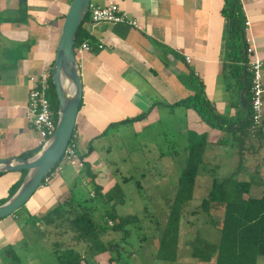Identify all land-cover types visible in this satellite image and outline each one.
<instances>
[{"label":"crops","instance_id":"obj_1","mask_svg":"<svg viewBox=\"0 0 264 264\" xmlns=\"http://www.w3.org/2000/svg\"><path fill=\"white\" fill-rule=\"evenodd\" d=\"M240 2L244 19L249 22V28L244 26L247 47L254 50V58L261 60L264 81V0ZM69 3L70 0H27L23 17L18 0H0V158L19 157L34 149L38 152L43 146L26 118L29 77L51 68ZM90 3L98 6L115 3L140 27L90 25L86 21L82 34L92 50L75 49L82 99L74 131L78 135V155L89 165L94 181L82 169L77 171L64 163L62 172L50 176L37 189L21 208L22 213L17 211L0 220V264L16 262L11 248L27 238L30 228L27 222L31 217L47 214L64 200L95 199L90 196L94 184L101 187L102 194L117 184L103 155L109 152L105 137L112 135L113 130L117 134L131 131L137 135L145 129L159 128L162 121H173L177 115L184 137L190 133L206 135L208 147L224 146V139L230 138L227 133L208 127L193 109L175 105L193 95L185 80L190 73L203 83L204 93L217 114L233 119L245 115L240 106L241 91L232 81L226 87L223 76L227 37L225 18L221 15L223 0H90ZM98 45H102L101 50L96 48ZM145 113L146 117L140 121L122 122ZM261 127L262 134L253 147L246 143L241 150L255 152L258 149L254 144L259 141H262L260 149L264 148V125ZM164 130H157V135L165 137ZM206 150L211 149L206 146ZM235 175L238 181L251 182L245 199L264 197L263 170L247 164ZM21 177L20 172H4L0 176V199L8 196V189ZM76 181L86 193L75 191ZM160 215L164 223L166 211ZM36 227L41 228L38 222ZM155 239L158 243V237ZM96 258L100 259L96 263L107 264V258Z\"/></svg>","mask_w":264,"mask_h":264},{"label":"trees","instance_id":"obj_2","mask_svg":"<svg viewBox=\"0 0 264 264\" xmlns=\"http://www.w3.org/2000/svg\"><path fill=\"white\" fill-rule=\"evenodd\" d=\"M26 1L18 0L19 11L23 17L26 15ZM221 15L225 18L227 26L223 56L224 81L226 87H229L232 81L239 92L245 89L247 119L243 121L242 115H236L235 119H233L217 114L204 93L203 83L192 73L185 80H187L188 86L191 87L193 95L175 105L193 109L208 127L225 132L230 138L234 139L237 148L240 150L246 143L253 147V143L258 141L262 134L261 126L264 125V121L255 129L254 135L249 132L252 124L250 108L252 74L249 72V59L246 53L248 47L244 33L245 19L240 0H223ZM86 21L87 18L78 29L74 45L75 49L86 39L82 34V26ZM49 94L50 102L56 115L57 100L51 79ZM238 110L241 111L240 108ZM145 117L146 113L135 118L125 119L122 122L131 124ZM238 124H240L239 128L235 129ZM106 132L107 130L104 134ZM237 133L239 135L233 138ZM195 138V141H192L190 137L187 140L184 150L186 153L185 166L178 176L173 195L165 199L167 209L165 222L162 225L163 228L156 246L157 251L154 255L156 260L162 262L173 263L177 259L183 210L193 198L196 178L205 160L207 136L199 135ZM36 152L37 149L26 151L19 157L30 158ZM88 152H90V149ZM81 159H83V156ZM62 162L63 159L60 160L57 166ZM82 170L91 181H94L95 175L89 171L88 164L84 163ZM20 173L22 175L21 179L8 189V196L0 199V204L8 200L20 186L25 172ZM2 174L0 173V176ZM212 175L213 178L210 181L208 193L197 208L208 218V223L216 228L219 235L218 242L216 244L210 243L200 235H196L190 243L191 256L198 262L205 264L210 263V261H213V264H256L258 257H264V197L260 199H245L244 196L250 191L251 182L236 180L234 173L224 178ZM127 180L125 178L123 181ZM44 183L43 180L41 186ZM93 189V198H100L105 204L111 205V207L116 200H124V195L117 184L104 194L101 193L100 186L94 184ZM83 205L78 202L75 204V199L64 200L58 203L53 210L47 212L43 218L48 226L53 227H56L57 223L62 224L66 221L68 228L76 234L74 237L76 241H91L89 248L94 247V250H90L91 253L96 252V250L99 252L97 254L104 253L108 248L111 249L113 246L112 242L108 241L104 244L95 241L99 234L97 231L103 233L106 230L98 224V219L94 217L96 207ZM217 213L221 214L218 220L213 216V214ZM105 217L108 227L113 232L123 231L127 221L134 218L130 216L118 217L116 214H111V216L107 214ZM158 225L160 227V224L157 223ZM158 228L156 229L158 230ZM94 255L92 254L91 256ZM56 256L59 258L60 264H94L92 262L93 258L88 260V256H82L70 249H66L61 255L56 254Z\"/></svg>","mask_w":264,"mask_h":264},{"label":"rangeland","instance_id":"obj_3","mask_svg":"<svg viewBox=\"0 0 264 264\" xmlns=\"http://www.w3.org/2000/svg\"><path fill=\"white\" fill-rule=\"evenodd\" d=\"M174 118L176 122L165 120L160 127L158 126L159 128L145 129L137 135L132 134L131 131L117 134L113 130L112 135L105 137L109 152L103 155L108 160V169L113 174L114 181L124 195L123 201L118 199L111 207L100 198L88 199L85 203L75 199V204L78 202L85 206L96 207L94 217L106 231L103 233L97 231L99 234L95 241L104 244L110 241L113 245L111 249L108 248L106 252L101 253L102 255L97 254L99 253L97 250L91 253L94 250V247L89 248L92 242L76 241L74 239L76 234L68 228L66 221L62 224L57 223L56 227L48 226L43 218L44 215H36L27 222L30 227L27 230V238L25 236L26 239L11 248L17 256L14 264H60L56 254L61 255L66 249L88 256V260L93 258L94 264H98L96 262L100 260L96 258L97 256L107 258V264H205L192 258L190 243L196 235H200L210 243L218 242L219 235L216 228L208 223V218L197 208L207 195L212 174L223 178L222 176L235 174L238 169L243 170L247 164L257 166L259 170L264 171V148L260 149L262 141H259L254 144L258 149L256 153L245 149L239 150L234 139L229 137L224 139V146L208 147L207 145V149L211 150L205 151L206 160L198 172L193 198L183 210L177 259L173 263L162 262L154 257L157 251L155 237L160 236L163 228V217L160 214L167 211L165 199L173 195L178 176L185 166L184 150L187 140L190 137L195 141V137L199 136L190 133L184 137L180 118L177 115H174ZM164 128L165 137L157 135L156 131L163 132ZM125 178L128 180L124 182ZM74 185L75 191L86 193L79 181ZM19 212L22 213L23 209H19L17 213ZM107 214L134 218L127 221L123 231L113 232L105 219ZM220 215L213 214L217 220ZM37 222L40 224V229L36 227ZM92 254L95 255L91 256ZM110 259L112 260L109 262ZM207 264H213V261ZM256 264H264V257H258Z\"/></svg>","mask_w":264,"mask_h":264},{"label":"water","instance_id":"obj_4","mask_svg":"<svg viewBox=\"0 0 264 264\" xmlns=\"http://www.w3.org/2000/svg\"><path fill=\"white\" fill-rule=\"evenodd\" d=\"M90 0H70L62 22L50 79L57 100L56 126L41 150L30 158H0V173L25 172L15 193L0 204V220L21 209L41 186L63 156L74 131L82 99V83L75 57V39L78 29L87 18ZM245 89L240 92V106L247 119Z\"/></svg>","mask_w":264,"mask_h":264},{"label":"built area","instance_id":"obj_5","mask_svg":"<svg viewBox=\"0 0 264 264\" xmlns=\"http://www.w3.org/2000/svg\"><path fill=\"white\" fill-rule=\"evenodd\" d=\"M87 22L90 25L96 24H126L130 27L140 29L137 22L128 17L118 5L109 3L106 6H98L92 3L89 4ZM85 24V23H84ZM83 24V25H84ZM245 28H249V22L245 21ZM98 50L102 49V45L96 47ZM78 52H90L92 46L83 41L76 48ZM247 57L249 59V72L252 74L250 86V108L252 114V124L249 132L254 135V131L261 125L264 117V81L262 76V62L254 58V50L247 48ZM189 60L188 58H186ZM30 88L27 96L26 118L29 125L36 131L40 139V145H44L46 140L53 134L56 126V115L53 111L49 92H50V68L44 69L37 75L29 77ZM78 135L73 131L72 136L66 146L61 159L63 162L54 167L52 172L44 178L46 183L50 176L62 172L63 163L68 164L73 169L80 171L83 168V159L78 155ZM44 183V184H45ZM93 197V194H90Z\"/></svg>","mask_w":264,"mask_h":264}]
</instances>
